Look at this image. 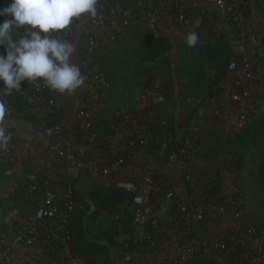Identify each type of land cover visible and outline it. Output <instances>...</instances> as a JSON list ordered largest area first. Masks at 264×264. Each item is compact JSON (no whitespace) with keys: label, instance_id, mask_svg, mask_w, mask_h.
Here are the masks:
<instances>
[{"label":"trees","instance_id":"trees-1","mask_svg":"<svg viewBox=\"0 0 264 264\" xmlns=\"http://www.w3.org/2000/svg\"><path fill=\"white\" fill-rule=\"evenodd\" d=\"M252 1L258 9H261V5L264 4V0ZM7 3L9 4L10 0H8ZM251 8L252 6L248 4L244 7V9H242L241 15L239 17V22L246 23L248 21H252L254 19L253 15H255L258 21L254 22L259 23V21L263 17L262 13L254 12L253 14ZM189 13L190 11H188V14ZM74 23L75 18L72 21L73 28ZM238 30L239 26H236L234 28V32H238ZM191 31H195L199 37L198 43L194 48H190L186 45V36L181 37L180 34H174L173 36H168L170 40H167L161 38V35L157 37V33L152 31H150V33L154 36L148 35L150 33H146V30H142L138 25L132 24L131 27H129L122 36L115 39L110 44L99 45L92 53L93 59V56L99 47H102V45L111 46L114 43L120 41L125 36L130 35L131 33L135 34L134 36H138L140 39H144V51L154 54L153 56L155 57H159L162 53L168 52V50L172 46L173 59L184 61L185 64L183 66L185 67L186 71V79L184 78L182 87H176L178 88L180 94V104L177 117H172L169 112L161 109V106L168 104L169 99L172 97V92H174L175 90L174 82L176 80H174V73H172L168 79L164 80V85L162 84L163 86H160L163 89V100L158 104L145 106L149 112L155 110V116L153 117L154 119H148L147 116L145 119L143 115L141 116L139 113L134 112L133 109H129V106L123 109L122 112H112L107 117L105 115L102 116L100 114H102L105 109V100L107 99L106 96V98L103 99V102H101L102 104L99 106V110L95 112L92 119L94 139L83 140L81 138V135L78 133L75 134V137L77 138V140H79V142H94L97 144L104 141L106 136L109 137L112 135L113 129L111 128V126L116 121H129V123H131V121H152L150 123L151 129L145 136L147 138V141H149L150 143H154V145H157L159 147L161 140H167L168 147L164 152V159L170 160V162H173V160L179 162L178 180L176 182L177 185L173 184V187L171 186V184H165L159 181L160 179L154 175L155 173H152V179L154 182L152 189H154L153 191H155V194H160V196L163 197L164 191L171 188L175 193L170 204V209L168 211V218L164 224L162 239L166 242L168 240L170 241L173 236L178 237L177 241H179L180 245L178 252L182 249V246L185 243H192L191 241L193 239H201L202 241H204L205 244L201 245H205V248H207V254L198 255L197 257L189 259L182 264H186L187 262L198 257H213V259H210L211 263L209 262V264H212V262H217V257L221 256L226 257V261L222 264H264L261 262H254L253 260H251V257L244 256V252L246 251L245 246L254 243V241H251L239 234L242 232L241 230L244 229V227H246L247 225H251L255 227L257 233L249 237H252L256 241H260L264 244V231L262 229H259L256 225L245 224L242 226V228L240 227L241 229H239L236 225L230 223V227L225 230L222 228L221 233H219L218 230L216 234H209L208 236L206 232V228L208 227H202L201 224L207 218L221 215L215 213L214 211H210L208 209L207 211L205 209L207 212H205L203 221L194 223L192 225V231L190 235H179V232L183 227L180 217L181 214L177 208L178 203L182 200L181 197L185 196L184 199H186L187 203L192 204L193 206L196 203H205L206 205L223 203L226 206V211L224 213L225 215L231 214V216L234 217V211L238 210L240 212V205L238 204V200L234 195H231L229 187L225 185L224 178L221 177L218 173V161L221 162L222 160L223 163L225 162V158H220V160H218V158L233 150L231 144L227 145L223 140H220L223 136L220 129L225 124L220 125L218 129L212 130L208 134H206L204 142L200 139V136L195 137L192 142V148L187 149V155H181L179 152L183 145V142L181 140L183 137L182 133H184V129L188 124L198 119V106L201 105L206 107L212 102L214 98H223L224 96H227L228 104L232 107V111L235 113L238 121L243 125L241 135L238 136L236 140V143L239 145H242V140H244V132L248 129L250 124L254 122H260L264 130V118L256 119L254 116L257 110L260 109V104H263L264 106V90L259 89L258 86L255 87L253 84V79L251 81H248L244 86L235 85L234 74L229 70L228 66L232 61L237 62V64H239V61L238 55L231 49L227 37L217 31H214L211 26H197L189 30V32ZM22 32L23 30L19 31V33L17 34V38ZM257 32L261 33L262 31L259 29L257 30ZM73 33L67 35V40L69 41V43H71ZM159 34L160 33H158V35ZM101 51L104 53L105 57H101ZM0 52H3L2 48H0ZM83 52L84 50L81 49L78 55V60L82 56ZM111 53L112 49L108 50L105 48L103 50H100V52L97 54L99 64L98 68L107 78V93L109 88L121 91V85L123 84L122 81L125 78L124 75H121V72L116 71L117 69L115 66H111L108 64L110 61H112ZM252 53L254 54L251 59L253 60V62H255L257 56L256 47H253ZM210 66H212L211 69H213V71H211ZM3 87V83L0 82V88ZM152 87L154 86H150L149 83H146L144 88ZM245 89L248 91L251 90V93L244 99L247 104L251 105V107L242 105L240 101L234 102L230 98V94L233 91L242 93V91H244ZM32 93L33 89L27 81L22 82L20 91H13L11 94L0 93V104H2L4 107V115L0 117V119L17 118L22 119L26 122H46L47 124L54 121L61 122L59 121L58 113L61 114L62 108L58 107L57 102H55L54 106L51 107L53 113L45 111L47 100L50 97L55 98L56 92L48 88L39 97H37L36 100L30 98V95ZM169 95L171 97H169ZM187 99H190L191 101V103L188 105L186 102ZM220 109L221 104H218V106L214 108V110H212V114L214 116L213 118L216 121H225ZM41 112H43V114H40ZM104 113L106 114L108 113V111ZM241 115H243L244 117L241 118ZM39 119L41 121H39ZM7 134L10 137L9 140H11V131H7ZM172 151L173 158H170L169 156L171 155ZM117 154L126 155L127 152L117 151ZM191 155L194 157H202L206 162L212 164L208 174L206 173L207 178L199 180L198 172L196 174V170L194 169V167L187 162L188 157ZM0 157L4 156L0 154ZM235 164L239 166L240 159L235 162ZM54 165L56 167H66L68 165V162L55 161ZM185 167H189L192 172L190 180L184 179ZM44 180L50 179H36L37 183H42ZM73 181L74 177L70 178L68 181V185H71V197L75 201L73 210L67 216L65 221H48L47 219H41L39 221L37 225V233L34 236L32 246H24L26 247L28 252L30 249L36 248L43 239L45 241L43 243L42 251H34L39 255V259L37 261H33L27 258L29 264H64L63 259L59 255L60 253L58 249V247H60L59 243L63 239L62 234L64 233L68 236L67 244L71 253L76 257H84V254L87 253L89 255L87 259L88 264H107L110 253H112V259L118 257L119 259L123 260L122 253L119 251V246L121 245H126L128 251L132 250L133 252H135L139 248H142L144 245L160 246L161 248H164V245H160L155 236L153 242L147 240L135 241L134 227L131 225V213L134 210L135 206L134 204H131L130 208L129 203L132 195L129 192L116 188L114 185L113 188L107 192L98 191L95 189L91 190L87 194V197L95 205V212L104 209L112 210L113 208L120 205V208H123L126 211V218L124 220L125 222L123 229L128 230L130 227L128 238L121 243L118 242L117 244H115L111 239L109 240L108 238V245L88 240L84 234L83 229V216L86 211L78 204L77 200L81 199L73 190ZM29 184L30 182H28L25 187L31 201L28 214L29 216H32L36 204L41 196L42 188L31 191V189L29 188ZM228 199L232 200L233 203L229 204L227 202ZM152 203L156 205L154 200L152 201ZM91 215L94 216V213ZM27 216L25 220L28 219ZM27 227H29V225H19L14 235L18 234L19 232L26 231ZM0 231L3 232L1 229ZM234 237L244 241V243L246 244H244V246H238V251L236 250L230 253H225L224 251L218 250L212 246V244L216 241L226 239L228 242L231 240V238ZM50 238L58 240V245H54L55 248L53 250L50 249ZM167 261L168 256L164 257L163 260L159 262V264H164ZM132 262L134 263L133 260Z\"/></svg>","mask_w":264,"mask_h":264},{"label":"built area","instance_id":"built-area-1","mask_svg":"<svg viewBox=\"0 0 264 264\" xmlns=\"http://www.w3.org/2000/svg\"><path fill=\"white\" fill-rule=\"evenodd\" d=\"M248 4H250L248 0H98L97 14L94 17L91 16L88 26L84 28L81 34V47L84 52L78 61V65L82 75L85 77L84 82L88 86L84 93L83 106L77 109L73 115V134H80L83 140L94 139L92 119L95 112L99 110L101 102L107 96V78L93 61L92 53L99 45L110 44L122 36L132 24L138 25L141 29L149 27L155 33L164 32L168 36L180 34L181 37H185L193 27L211 26L214 31L227 37L234 52L238 55L239 64L232 61L228 66L229 70L234 74L235 85L244 86L248 81H251L255 65L249 56L248 45L257 48V57L259 58L257 63L264 65V4L261 5L259 10L263 15L259 23L253 20L241 23L239 22L241 11ZM188 11H190L189 14ZM236 26H239L238 32H234ZM259 29L263 33H258L257 30ZM73 31L74 28L71 24L67 30L56 34L55 38L69 42L67 35H70ZM29 85L33 89L30 98L35 100L48 89L42 81ZM250 93L251 90L248 91L246 89L242 93L233 91L230 94V98L234 102L240 101L242 105L251 107L244 100ZM162 100L163 89L160 86L144 88L139 93L135 105L128 108L139 113L145 106L158 104ZM55 102V98L50 97L47 100L45 111L53 113L51 107L54 106ZM186 102L187 105L191 103L190 99H187ZM40 114H43V112ZM243 117L241 115V118ZM144 118L146 119V116ZM151 122L131 121L136 126V133L138 134L137 137H133L132 144L147 142L145 136L151 129ZM127 123L129 121H116L111 126L113 129L111 138H105L99 145L102 147L111 146L117 149L127 144L129 139ZM39 129L40 137L45 143L49 144L55 161L68 162L67 171L70 177H74V171L86 167L93 173L109 178L116 188L131 193L132 202L135 206L132 211L135 241L147 240L153 242L155 236L153 227L157 225L154 219L156 205L149 201L147 196L154 183L152 173H154L156 154L145 149L142 150L147 162L143 165L139 178L135 179L128 175V167L132 163L130 149H125L126 155L117 154L116 150H112L113 152L110 151L102 155L90 154L82 158L75 151L74 145L68 142V134L61 122L54 121L49 124L43 122ZM201 132L202 127L197 120L186 126L184 133H182L181 141L183 145L179 151L181 155L188 154L187 149L192 148L193 139L199 136ZM167 147L168 141L165 139L161 140L158 151L164 153ZM0 154L9 160H14L13 147L9 141L7 144H0ZM169 157L173 158V151ZM191 175L190 168L185 167L184 179L190 180ZM29 188L31 191L42 188L41 196L33 215L30 217L31 223L26 228V231L19 232L13 236H8L0 231V264H12L14 245L32 246L34 236L37 233V225L41 219L65 221L74 208L75 201L71 197V185H67L62 191L63 193H61L51 180L37 183L35 177L31 176ZM174 195L172 188L165 190L162 204L170 205ZM184 197H181L182 200L177 205L183 225L179 232L181 236L190 235L192 225L203 221L205 212L208 210L214 211L219 215L224 214L226 211V206L223 203L209 205L196 203L193 206L187 203ZM227 202L229 204L233 203L230 199ZM205 209L208 210L206 211ZM233 213L236 218L240 216L238 210ZM241 231L248 236H253L257 233L255 227L251 225H247ZM62 238L58 249L63 263L88 264V257H76L71 253L67 244L68 236L65 233L62 234ZM44 241L43 239L36 248L27 252L28 259L33 261L39 259V255L34 251H42ZM49 241L50 249L53 250L58 240L50 238ZM244 244V241L234 237L228 242L226 239L216 241L212 246L225 253H230L238 251V246H244ZM245 249L244 256L251 257L254 262L264 263V244L262 242L255 241L246 245ZM119 251L122 253L125 262L132 263V255L126 245L119 246ZM204 254H207L205 245L185 243L178 253L168 256V261L164 264H182L189 259Z\"/></svg>","mask_w":264,"mask_h":264},{"label":"crops","instance_id":"crops-1","mask_svg":"<svg viewBox=\"0 0 264 264\" xmlns=\"http://www.w3.org/2000/svg\"><path fill=\"white\" fill-rule=\"evenodd\" d=\"M249 2L252 6L251 9L253 14L254 12H259L260 9L255 6L253 1L250 0ZM253 16V21H258L255 15ZM90 18L91 16L87 14L80 18H75L74 33L73 37L71 38V44L74 46L75 52L71 58V62L77 65L79 61L78 55L82 49L80 40L81 34L84 28L88 26ZM142 30L150 32L151 28L147 27ZM22 34L23 32L20 35ZM230 47L233 50L231 44ZM248 51L249 56L253 57L254 53H252V45H248ZM87 86L88 84L84 82L80 88L76 89L72 93L61 94L56 92L55 95V100L58 104V107L62 108L61 114L58 113L59 121H61L65 127V131L68 134V142L74 145L75 151L78 152L82 158H85L90 154L102 155L109 153L112 150L124 152L125 149H130L132 154V163L128 167V175L138 179L143 165L147 162V158L143 154L142 150H148L151 153L156 154V161L153 168L155 173L154 175L160 179L159 181L165 184H171L173 187V184H176L178 180L179 162L174 160L173 162H170V160L164 159V153L158 151V146L154 145V143H150L149 141L146 143L138 142L137 144H132L133 137L138 136L134 123H127L129 139L127 140V144H124L122 147H118L117 149H114L111 146L102 147L99 145V143H84L77 140L75 137L76 135L73 134V115L77 109L83 106V96L87 90ZM136 94L139 93L136 92L132 95ZM179 95L178 88H175L171 95L172 98L170 101H168V104L161 106V109L169 112L172 117H177L178 115L180 104ZM227 99V96H224L223 98H214L212 102L206 107L197 105L199 109L197 113V121H199L202 127V132L199 136L203 142L205 140L206 134H208L210 131L217 129L220 125L230 122L216 121L212 114V110H214L218 104H221L220 110L225 120L226 116L229 113H232L233 110L228 104ZM135 102V97H131V99H129L125 93L119 92L118 90H113V88H109L107 99L105 100V109L100 115H105L107 117L112 112H122L126 107L134 106ZM107 111L108 113L105 114L104 112ZM139 114L141 116H147L148 119H154L153 117L155 116V110L149 112L146 107H144L143 110L139 112ZM39 121L41 120L39 119ZM41 123L43 122L31 123L17 118L0 119V127H4L7 131H11L12 139L9 140V142L13 147L15 156L13 161L5 157H0V229L8 236H13L19 225H30L31 223V216L28 214L31 201L25 187L26 184L30 182L31 176H34L35 179L43 178L52 180L59 192H62L65 189V187L68 185L69 179L72 178L68 174L67 166L56 167L54 165L55 159L53 157L52 151L49 148L48 152L46 153L47 148L44 140L39 134L32 130L31 127H35L38 131H40L39 128L41 127ZM105 138L110 139L111 136H106ZM187 162L194 167L196 174L198 172L199 180L207 178L206 176L212 166L211 163L206 162L202 157H194L192 155L188 157ZM78 171L80 174L77 181V187L79 192L87 199V194L91 190L95 189L98 191L107 192L113 188V183L109 178H105L99 174L93 173L86 167ZM153 190L154 189L149 191L147 198L149 201L152 202L154 200L156 203L154 219L156 220L157 225L154 227L151 225V227H153V232L156 239L160 245H164V248H161L160 246L144 245L135 252L129 250L134 263H127L124 261V259L122 260L118 257L112 259L110 253L107 264H159V262L162 261L164 257L175 255L178 252V249L180 248L179 241H177L178 237L173 236L170 241L168 240L166 242L162 239L163 228L169 215L168 211L170 209V205L162 204V196H160V194H155V191ZM80 199L81 200H77L78 204L86 211L83 216V229L88 240L108 245V238L109 240L111 239L115 244L118 242L121 243L128 238L130 227L128 230L123 229L126 211L123 208H120V205L113 208L112 210L104 209L95 212L96 207L93 204L94 209L92 212H90V204L81 197ZM129 203L131 208V204L133 205L132 198H130ZM93 213L94 216L91 215ZM26 216L28 217L27 220H25ZM217 220L224 230L230 227L227 215L223 214L218 217ZM131 225L133 226L132 223ZM239 234L251 241H256L252 237L246 235L244 232ZM191 242L194 244H205L201 239H193ZM26 252L27 249L23 244L14 245L12 250V264H29ZM84 256L88 257L89 255L85 253ZM211 258L213 259V257H198L187 262L186 264H209ZM216 260L217 262H212V264H222L226 261V257H217Z\"/></svg>","mask_w":264,"mask_h":264},{"label":"rangeland","instance_id":"rangeland-1","mask_svg":"<svg viewBox=\"0 0 264 264\" xmlns=\"http://www.w3.org/2000/svg\"><path fill=\"white\" fill-rule=\"evenodd\" d=\"M7 2L8 0H0V9L7 7ZM146 33L150 32L146 31ZM156 33L157 37L161 35V38L170 40L168 35L164 34V32ZM158 33L160 34L158 35ZM134 35L135 34L131 33L111 46L102 45L93 56L95 63L99 67L97 54L100 50L105 48L108 50L112 49V61L108 64L115 66L117 69L116 71L121 72V75L125 77L122 81V89L119 92L125 93L129 99L135 97L136 101L139 94H132L136 92L140 93L144 89L146 83L154 87L163 86L164 80L168 79L172 73H174V80H176L174 82V87L181 88L184 83V78L186 79V71L183 66L185 62L173 59V47L171 46L168 52H164L159 57H155L153 56L154 54L144 51L145 40ZM148 35L153 34L150 33ZM101 57H105L103 52L101 53ZM257 62H259V58L256 56L253 69V84L255 87L258 86L259 89L264 90V66ZM211 68L212 66H210V69ZM211 71H213V69H211ZM169 97L171 96L169 95ZM171 98H168L169 101ZM254 116L256 119L264 118L263 104H260V109L257 110ZM225 121L230 122L226 123L220 129L223 136L219 139L223 140L227 145L231 144L233 150L218 158V160H220V158H225V164L222 160L221 162L217 160L218 173L224 178L225 185L230 187L231 195L236 197L240 205V216L236 218L231 216V214L227 215L228 222L236 225L239 229L245 224H253L264 231L263 127L260 122L250 124L248 129L244 132L242 145H239L236 143V140L237 137L241 135L242 123L238 121L233 111L226 116ZM239 159L240 165L238 166L235 162ZM218 217L220 216L207 218L201 224L202 227H208L206 228L208 236L209 234H216L218 230L219 233L222 232V227L217 220Z\"/></svg>","mask_w":264,"mask_h":264},{"label":"clouds","instance_id":"clouds-1","mask_svg":"<svg viewBox=\"0 0 264 264\" xmlns=\"http://www.w3.org/2000/svg\"><path fill=\"white\" fill-rule=\"evenodd\" d=\"M98 0H10L0 9V93L20 91L22 82L42 81L49 89L72 93L84 84L79 65L71 62L74 46L56 34L67 30L74 18L96 16ZM23 30V34H17ZM198 34L185 37L188 47L198 43ZM4 107L0 104V117ZM10 137L0 127V144Z\"/></svg>","mask_w":264,"mask_h":264},{"label":"water","instance_id":"water-1","mask_svg":"<svg viewBox=\"0 0 264 264\" xmlns=\"http://www.w3.org/2000/svg\"><path fill=\"white\" fill-rule=\"evenodd\" d=\"M32 128V130L33 131H35L37 134H39L40 135V131H38L35 127H31ZM46 144V148H47V151H46V153L48 152V150H49V144L46 142L45 143ZM79 171L78 170H76V171H74V173H73V176H74V181H73V184H72V187H73V190H74V192L75 193H77V195L79 196V197H81L82 199H84V200H86L89 204H90V206H91V210H90V212H92L93 211V209H94V205H93V203L92 202H90L83 194H81L80 192H79V190H78V187H77V181H78V178H79ZM84 227H85V223H84ZM111 256H112V253H111Z\"/></svg>","mask_w":264,"mask_h":264}]
</instances>
